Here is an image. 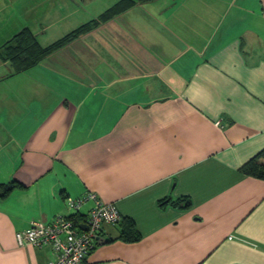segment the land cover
Instances as JSON below:
<instances>
[{"label":"crops","instance_id":"obj_1","mask_svg":"<svg viewBox=\"0 0 264 264\" xmlns=\"http://www.w3.org/2000/svg\"><path fill=\"white\" fill-rule=\"evenodd\" d=\"M124 1L0 0V52L92 25L26 71L0 56V264L53 261L16 235L91 192L141 239L105 226L82 264H264V181L241 171L264 149V0H127L99 20Z\"/></svg>","mask_w":264,"mask_h":264},{"label":"built area","instance_id":"obj_2","mask_svg":"<svg viewBox=\"0 0 264 264\" xmlns=\"http://www.w3.org/2000/svg\"><path fill=\"white\" fill-rule=\"evenodd\" d=\"M88 202L92 207L86 220L76 223L74 217ZM66 206L69 215L56 216L50 222H33L27 230L18 233L19 245L51 249L54 260L48 264H82L95 249L105 226H117L122 221L115 203L104 202L92 192L79 199L67 198Z\"/></svg>","mask_w":264,"mask_h":264},{"label":"trees","instance_id":"obj_3","mask_svg":"<svg viewBox=\"0 0 264 264\" xmlns=\"http://www.w3.org/2000/svg\"><path fill=\"white\" fill-rule=\"evenodd\" d=\"M153 1L156 0H138V3H148ZM131 3L133 2L127 0L124 1L122 7L120 6L121 8L118 6L111 9L110 11L103 14L99 20L101 22H105L111 19L117 13V11L125 9ZM91 28L92 25L81 27L76 32L47 48L41 47L35 35L30 30L25 29L18 33L9 43L3 47L2 51L0 52V56L5 62L10 63L15 73H20L28 70L36 64L41 63L54 52L68 45L79 35L88 32ZM241 171L247 176L264 181V149L254 158L244 164ZM15 186V182H11L7 185H0V190L2 192L1 195L5 196L11 190H13ZM119 225L121 228V234L119 237L120 240L126 243H136L140 241L141 235L132 219L124 218Z\"/></svg>","mask_w":264,"mask_h":264},{"label":"water","instance_id":"obj_4","mask_svg":"<svg viewBox=\"0 0 264 264\" xmlns=\"http://www.w3.org/2000/svg\"><path fill=\"white\" fill-rule=\"evenodd\" d=\"M81 228H82V229H85V227H84V226H81Z\"/></svg>","mask_w":264,"mask_h":264}]
</instances>
